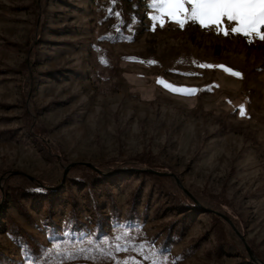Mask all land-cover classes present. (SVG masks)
<instances>
[{
    "label": "rangeland",
    "instance_id": "374dc122",
    "mask_svg": "<svg viewBox=\"0 0 264 264\" xmlns=\"http://www.w3.org/2000/svg\"><path fill=\"white\" fill-rule=\"evenodd\" d=\"M152 11L0 0V264H26L25 246L44 259L62 237L114 245L122 233L143 250L100 264H264V41L226 19L229 35L152 30Z\"/></svg>",
    "mask_w": 264,
    "mask_h": 264
},
{
    "label": "snow or ice",
    "instance_id": "6c2138e0",
    "mask_svg": "<svg viewBox=\"0 0 264 264\" xmlns=\"http://www.w3.org/2000/svg\"><path fill=\"white\" fill-rule=\"evenodd\" d=\"M147 5L153 10L148 14L153 22L152 30L156 29L157 24L163 27L170 20L178 23L181 28H184L187 23H198L203 27L215 26L224 35H229V28L221 27L226 19L230 22H236L235 26L230 27L231 33L242 34L249 38V43L253 42L252 37L264 41V31H262L264 29V0H147ZM110 14H112L111 10ZM114 15L122 19L119 12L114 13ZM119 30L118 28L117 31ZM149 63L155 64L157 62L149 61ZM199 67H218L236 77H242V73L225 65L201 64ZM186 75H198V73H186ZM158 82L177 93L193 95L198 91L195 88L172 85L163 79H159ZM240 114L245 115L243 106H241ZM115 240L114 245L109 244L108 241H87L91 247L82 250L85 253L82 258L92 260L94 264H100L102 258L113 259L114 252L126 251L128 248H139L142 251L144 247V245L132 244L127 233L115 237ZM120 240H125L126 243L122 245L119 243ZM104 245H108V248H105ZM61 247V245H55L52 249H43L41 256L48 257L53 251L59 250ZM23 252L26 264H49L47 258L41 259V257L34 256L29 247L25 246ZM61 256L62 259L53 262V264H68L70 261L81 258L78 253L69 250L62 252ZM116 264H129V261H117ZM152 264H166V260L157 257L152 259Z\"/></svg>",
    "mask_w": 264,
    "mask_h": 264
},
{
    "label": "trees",
    "instance_id": "16d2710c",
    "mask_svg": "<svg viewBox=\"0 0 264 264\" xmlns=\"http://www.w3.org/2000/svg\"><path fill=\"white\" fill-rule=\"evenodd\" d=\"M59 156H61V155H59ZM89 169H90V173H86V175L96 176L98 178L111 177V174H106V173H104L102 171H99V170H96V169H94L92 167H90ZM145 172L146 173H151L152 172V173H154L155 176H157L159 178H163V175L160 174V173H155V172L150 171L148 169ZM39 183L45 189L50 188V186L52 185L50 182L45 181V180H39ZM0 201H1V198H0ZM186 201H187L188 205H190L191 208H198V209L201 208L200 207V203L198 201H196L195 199H186ZM0 209H3L1 207V205H0ZM55 245H61L62 247L59 250L53 251L50 256L45 257V258H47L49 260V264H53V262H57V261L61 260L62 259L61 253L64 252L65 250H69L71 252H76L81 257L79 259H76V260L68 262V264H94V263L88 262V260H85V259L82 258L83 255H85V253L82 250L91 247V245H89L87 243V240L84 239V238L75 239V238L62 237L61 239L56 240ZM54 246H52L51 249L54 248ZM93 254H95V253H93Z\"/></svg>",
    "mask_w": 264,
    "mask_h": 264
},
{
    "label": "water",
    "instance_id": "95a60500",
    "mask_svg": "<svg viewBox=\"0 0 264 264\" xmlns=\"http://www.w3.org/2000/svg\"><path fill=\"white\" fill-rule=\"evenodd\" d=\"M80 163L86 164V165H88V166L93 167V168L96 169V170L102 171V170L99 169L97 166H95L92 162H89V161H80ZM73 164H75V162L70 163V164L66 167V169H65V171H64V177H63L64 179H65V177H66V174H67L69 168H70Z\"/></svg>",
    "mask_w": 264,
    "mask_h": 264
}]
</instances>
